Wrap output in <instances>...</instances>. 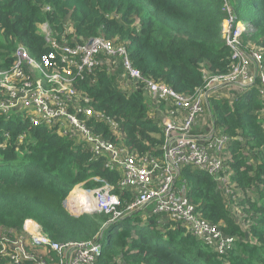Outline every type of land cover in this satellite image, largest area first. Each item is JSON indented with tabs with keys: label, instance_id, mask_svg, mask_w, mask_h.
I'll use <instances>...</instances> for the list:
<instances>
[{
	"label": "trees",
	"instance_id": "16d2710c",
	"mask_svg": "<svg viewBox=\"0 0 264 264\" xmlns=\"http://www.w3.org/2000/svg\"><path fill=\"white\" fill-rule=\"evenodd\" d=\"M227 4L237 21L256 28L244 38L264 48V0H0V67L12 65L19 45L44 60L50 52L59 53L61 45L99 36L125 46L145 78L193 96L205 88L207 72L229 70L231 49L222 32L231 14ZM45 23L57 46L46 41L40 28ZM101 57L103 64L73 79L77 91L90 98L82 100L83 106L95 112L81 116L95 133L164 162L163 120L176 107L174 100L152 98L143 83L129 89L120 57ZM210 106L213 118L206 105L200 119L207 114L206 123L214 120L229 138L234 159L229 181L221 183L187 165L177 183L187 186L207 220L236 237L233 249L219 254L163 214L143 218L140 210L108 227L105 213L73 215L64 200L74 185L84 182L94 188L102 184L95 176L112 182L119 176L104 168L84 144L42 126L28 129L22 145L18 133L24 126H18L3 146L4 132L13 127L1 119L0 264H14L13 254L20 259L17 264L60 263L52 248L29 247L33 259L13 251L11 242L28 236L27 220L36 221L53 242L98 239L102 250L96 264H264V98L254 87L236 100L212 95ZM238 209L245 213L242 218Z\"/></svg>",
	"mask_w": 264,
	"mask_h": 264
},
{
	"label": "built area",
	"instance_id": "2783aa9c",
	"mask_svg": "<svg viewBox=\"0 0 264 264\" xmlns=\"http://www.w3.org/2000/svg\"><path fill=\"white\" fill-rule=\"evenodd\" d=\"M227 9L231 13L228 4ZM42 30L46 41L57 46L58 40L51 27L45 23ZM255 30L254 25L237 21L231 13L222 29L231 49L229 70L226 73L207 72L205 88L188 97L165 84L145 78L133 66L125 46L115 45L103 37H92L74 46L61 45L59 53L50 52L44 60L34 57L25 46L19 45L12 53V65L0 67V120L12 122L13 127L4 132L6 141L10 139L11 131L20 125L24 127L18 137L26 139L28 129L42 126L68 135L76 144H84L95 159L102 160L104 168L119 176L115 182L97 176L102 184L94 188L80 183L74 185L64 200L65 208L73 215L107 213L108 221L104 227H108L137 211L148 210V214H163L203 238L215 252L227 253L235 247L236 237L225 234L217 224L207 220L198 205L191 201L187 186L177 183V180L182 178L183 167L188 165L209 173L221 183H228L234 161L228 148L229 138L221 134L214 120L206 123L205 120L209 119L207 114L203 119L200 116L205 113L207 105V112L213 118L212 95L236 100L255 87L264 98V48L244 38L246 33ZM101 54L120 57L130 83L129 89L133 83L137 86L143 83L152 98L174 100L176 107L163 120L164 162L143 157L129 147L95 133L81 116H93L95 112L83 106L82 100L88 102L90 98L77 91L72 82L76 74L103 64L105 59ZM97 117L99 119L100 114ZM105 120L114 130L119 129L111 118L106 117ZM6 141L3 146L7 145ZM79 192H83L86 198H75ZM24 228L28 233L26 239L12 241L11 247L28 259H33L27 252L29 247L52 248L60 256L58 264H96V256L102 250L98 239L53 242L34 220H27ZM12 259L14 264L20 260L14 254Z\"/></svg>",
	"mask_w": 264,
	"mask_h": 264
},
{
	"label": "rangeland",
	"instance_id": "374dc122",
	"mask_svg": "<svg viewBox=\"0 0 264 264\" xmlns=\"http://www.w3.org/2000/svg\"><path fill=\"white\" fill-rule=\"evenodd\" d=\"M228 18H229V17H228ZM228 18H225V19H224V22H225L226 19H228ZM224 22H223V23H224ZM43 25H44V24H43ZM43 25H41L40 28H41ZM3 137H5V135H4ZM18 140H19V145H20V144L22 145L23 143H26V138H20V136H19V137H18ZM6 143H9V141H6ZM19 145H18V146H19ZM19 150H20V149H19ZM94 178L97 180V176H95ZM80 184L85 185L84 182H81ZM238 210H239V209H238ZM147 211H148V210H147ZM147 211L143 210V212H142V213H143V218H147L148 213H149V212H147ZM105 214H107V213H105ZM244 214H245V213H243L241 210H239L238 216H239L240 218H242V216H244ZM79 215H80V214H79ZM79 215H76V216H79Z\"/></svg>",
	"mask_w": 264,
	"mask_h": 264
},
{
	"label": "bare ground",
	"instance_id": "6f19581e",
	"mask_svg": "<svg viewBox=\"0 0 264 264\" xmlns=\"http://www.w3.org/2000/svg\"><path fill=\"white\" fill-rule=\"evenodd\" d=\"M75 198H78L80 200H83V198H86V195L83 192H79L76 196H74Z\"/></svg>",
	"mask_w": 264,
	"mask_h": 264
},
{
	"label": "water",
	"instance_id": "95a60500",
	"mask_svg": "<svg viewBox=\"0 0 264 264\" xmlns=\"http://www.w3.org/2000/svg\"><path fill=\"white\" fill-rule=\"evenodd\" d=\"M101 247H99V249H100Z\"/></svg>",
	"mask_w": 264,
	"mask_h": 264
},
{
	"label": "crops",
	"instance_id": "0c3cea01",
	"mask_svg": "<svg viewBox=\"0 0 264 264\" xmlns=\"http://www.w3.org/2000/svg\"><path fill=\"white\" fill-rule=\"evenodd\" d=\"M21 126V125H20Z\"/></svg>",
	"mask_w": 264,
	"mask_h": 264
}]
</instances>
